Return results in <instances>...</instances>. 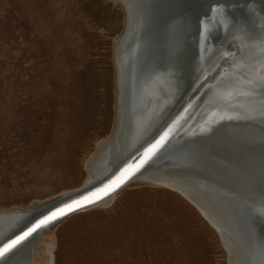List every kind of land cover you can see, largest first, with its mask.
<instances>
[{
    "label": "rangeland",
    "instance_id": "rangeland-1",
    "mask_svg": "<svg viewBox=\"0 0 264 264\" xmlns=\"http://www.w3.org/2000/svg\"><path fill=\"white\" fill-rule=\"evenodd\" d=\"M125 24L118 0H0V210L86 185L116 123L114 43ZM140 183L38 235L52 237L54 264H229L194 204Z\"/></svg>",
    "mask_w": 264,
    "mask_h": 264
},
{
    "label": "water",
    "instance_id": "water-1",
    "mask_svg": "<svg viewBox=\"0 0 264 264\" xmlns=\"http://www.w3.org/2000/svg\"><path fill=\"white\" fill-rule=\"evenodd\" d=\"M147 1L155 4L154 0ZM122 6L127 21V10ZM163 17L165 22L167 16ZM167 22L166 42L160 43V49L167 51L175 44L179 50L177 47L172 56L165 57L163 52L157 55L175 64L177 69L180 66V72H186L180 97L186 95L179 99L180 108L184 110L182 117L178 107L177 114L171 115V124L165 132L150 144L143 145L137 157L126 162L104 183L101 182V187L110 186L108 189L96 185L90 193L61 200L54 209L46 210L40 219L15 233L9 242L1 244L3 247L43 218L60 209L65 210L64 215L57 216L22 240L0 258L1 262L19 255L23 245L71 213L98 204L104 197L118 194L135 184L134 176L148 172L151 168L149 163L157 164L159 152L174 145L173 149L170 148L175 150L174 154L168 162L185 167L196 176L198 184L205 190L203 192H207L205 195L212 196L222 207L243 217L241 230L248 239H244L243 246L246 249V242L249 246L251 241L255 254L263 258L259 264H264V239L256 238L260 233L259 226H264V220L257 215L264 212V0H176ZM171 32H174L175 40L171 39L172 34L169 36ZM121 34L125 35L124 38L128 36V29L124 28ZM123 39L117 43L115 40L114 52L116 45L125 42ZM203 101L206 102L204 105ZM116 110L117 115L118 87ZM188 125L195 126V131L183 139L184 145L180 149V129ZM199 176L208 177L211 181H202ZM179 193L191 201L218 231L210 217L204 215L186 193ZM236 193L242 196V202L236 200ZM66 205H72V210L68 211ZM216 221V224L220 223L219 219Z\"/></svg>",
    "mask_w": 264,
    "mask_h": 264
},
{
    "label": "bare ground",
    "instance_id": "bare-ground-1",
    "mask_svg": "<svg viewBox=\"0 0 264 264\" xmlns=\"http://www.w3.org/2000/svg\"><path fill=\"white\" fill-rule=\"evenodd\" d=\"M118 1L127 10L128 17L125 29H128V36L124 38L125 35L121 34L116 39V43L123 38L125 42L116 45L115 49L119 111L116 115L114 130L107 138L99 141L96 151L88 160L89 176L85 186L64 192L50 200L34 203L28 208L0 210V245L9 242L15 233L32 221L40 219L46 210L54 209L61 200L90 193L93 187L104 183L126 162L137 157L141 153L143 145L150 144L163 131L165 132V128L171 124L173 118L171 115L177 114L176 109L178 107L179 116L182 117L184 113L183 108H180L182 106L180 102L186 94L180 96L184 89L186 72H183V70L180 72V66L177 69L175 64L168 63L169 61L163 59L164 57L157 55L163 52L165 57L167 55L172 56L177 52V47L179 50V46L175 44L167 51L166 49L165 51L160 49V43L166 42L164 35L166 36L169 29L167 21L173 13L176 0H154V5L147 0ZM165 15L167 19L163 22V16ZM177 29L178 27L174 30ZM173 33L171 32L169 36L172 34L171 39L175 40ZM212 92L210 89V93ZM180 98L181 100H179ZM205 103L203 101V105ZM194 127L188 125L180 129L181 134L179 137L182 139L180 149L184 145L183 139L189 138V135L195 131ZM166 148L159 152L156 159L157 164L149 163L151 168L148 172H141L138 176H134L133 181H136V183L141 182L140 184L151 183L170 187L177 192L186 193L188 199H191L203 214L210 217V221L215 223L214 225L219 231L217 232L229 251V264H259V260L263 261L260 255L255 254L256 251L254 252V248L250 244L251 241L249 246L246 242V249L243 246L244 239L246 238V241H248L246 234L241 230L243 228V217L225 206L222 207L220 203L212 199V196L205 195L207 192H203L205 190L198 184L196 176L187 171L185 167H179L168 162L175 150L170 149H173L174 145ZM183 150L184 148L181 151ZM170 151H173V153ZM137 165H134L132 170ZM199 179L207 182L211 181L205 176H199ZM105 186L101 187L100 185L101 189L110 187ZM221 191L218 190L217 192ZM116 194L113 193L104 197L97 205L109 202L110 196L113 195L114 197ZM196 194L201 195L205 200L199 199ZM236 200L243 201L239 193H236ZM257 215L264 220V212ZM218 219L220 223L216 224ZM258 222L260 221L258 220ZM260 226V233L256 238H260L262 241L264 239V226ZM48 235L42 238L35 236L22 246L19 255L8 257L2 262L0 261V264H38L41 261H45L46 264H54L55 244L51 240L52 237L50 238ZM254 243L256 244V242Z\"/></svg>",
    "mask_w": 264,
    "mask_h": 264
},
{
    "label": "snow or ice",
    "instance_id": "snow-or-ice-1",
    "mask_svg": "<svg viewBox=\"0 0 264 264\" xmlns=\"http://www.w3.org/2000/svg\"><path fill=\"white\" fill-rule=\"evenodd\" d=\"M262 79H264V77H262ZM77 204H78V202H77ZM65 207H66V209L68 211L72 210V205H66ZM64 214H65V210L64 209H60L57 212L52 213L50 216L43 218L39 223L34 225L32 228H29L28 231H26L22 235L18 236L15 240H13L10 243L4 245L3 247H0V258L6 256V254L9 253L16 245H18L27 236L31 235V233L36 231L39 227H41L44 224L49 223L51 220L56 219L57 216H62Z\"/></svg>",
    "mask_w": 264,
    "mask_h": 264
}]
</instances>
